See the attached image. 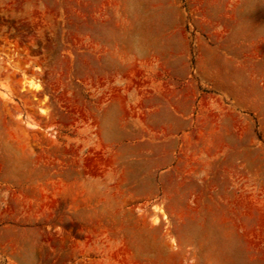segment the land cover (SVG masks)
Listing matches in <instances>:
<instances>
[{"label":"rangeland","instance_id":"374dc122","mask_svg":"<svg viewBox=\"0 0 264 264\" xmlns=\"http://www.w3.org/2000/svg\"><path fill=\"white\" fill-rule=\"evenodd\" d=\"M0 264H264V0H0Z\"/></svg>","mask_w":264,"mask_h":264},{"label":"bare ground","instance_id":"6f19581e","mask_svg":"<svg viewBox=\"0 0 264 264\" xmlns=\"http://www.w3.org/2000/svg\"><path fill=\"white\" fill-rule=\"evenodd\" d=\"M35 89H36V90H40L39 86H37Z\"/></svg>","mask_w":264,"mask_h":264}]
</instances>
